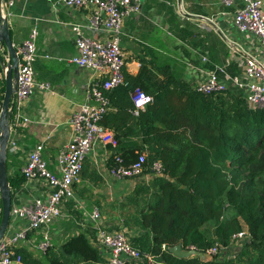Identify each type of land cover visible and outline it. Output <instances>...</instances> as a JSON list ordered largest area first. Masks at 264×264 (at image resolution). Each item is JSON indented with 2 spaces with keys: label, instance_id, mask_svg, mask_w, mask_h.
I'll use <instances>...</instances> for the list:
<instances>
[{
  "label": "trees",
  "instance_id": "1",
  "mask_svg": "<svg viewBox=\"0 0 264 264\" xmlns=\"http://www.w3.org/2000/svg\"><path fill=\"white\" fill-rule=\"evenodd\" d=\"M140 66L136 77L123 70L124 86L108 92L112 110L100 121L104 129L118 131L134 119L130 94L135 89L152 98L135 118L136 130L124 134L140 136L142 147L106 145L111 152L107 169L115 156L129 165L145 150L143 174L154 161L164 170V177L137 183L128 197L138 208L139 231L129 242L163 264H264V111L249 108L238 91L204 96L167 67L157 70L159 81L145 64ZM11 118L9 113V123ZM11 160L8 154L13 190L24 178L9 174ZM243 226L246 239L227 259H179L167 251L177 244L202 253L216 244L229 247ZM16 251L22 264H109L83 234L67 240L58 255L50 249L39 257L24 247Z\"/></svg>",
  "mask_w": 264,
  "mask_h": 264
},
{
  "label": "crops",
  "instance_id": "2",
  "mask_svg": "<svg viewBox=\"0 0 264 264\" xmlns=\"http://www.w3.org/2000/svg\"><path fill=\"white\" fill-rule=\"evenodd\" d=\"M56 2L14 0V6L9 10L8 26L14 49L19 48L30 31L36 28L38 34L35 43L39 57L34 63L35 80L50 87V91H35L22 104L21 111L27 123L16 125L14 108L10 107L9 141H15L18 146L16 154L7 150V155L12 158L9 161V174L12 175L17 173L21 176L26 156L37 144L43 145L42 156L48 169L55 172L56 158L71 140L69 120L83 104L88 86L95 77L93 72L67 62L75 53L68 25L87 23L90 9L65 7ZM232 12L220 0H141L140 12L126 18L122 25L120 48L125 58V73L136 77L140 65L145 64L155 79L160 81L162 77L157 70L167 67L176 79L187 82L193 88L200 76L197 67L211 71L215 65H227L231 75L239 74L241 59L230 55L225 36L243 44L246 49L250 46L253 49L256 42L249 41V44L233 29ZM0 55L5 65L10 63L4 46H0ZM203 57L208 62H202ZM2 70L0 65V110L5 91ZM10 104L13 105V99ZM135 118L118 131L111 129L112 135L119 138L115 146L142 147L140 136H124L134 128L136 130ZM106 145L100 142L95 144L79 180L73 185L74 198L62 202V216L52 220L47 228L53 254L58 255L62 245L71 237L83 234L107 260L108 251L96 243L97 225L88 218L94 209L99 210L103 219L101 223L110 230H124L129 238L139 233L136 224L127 223L131 220L126 217L133 211L132 205L127 202L135 187V178L118 181L109 176L105 158L111 152ZM142 154L147 155V152L144 150ZM144 177L148 182L153 176L146 173ZM46 194L47 188L40 183L27 190L19 186L11 190L12 204L26 203ZM136 221L137 216L134 218ZM19 226L16 223L11 228L17 230ZM243 230L246 231L245 226ZM43 231L28 234L17 249L24 247L34 257L43 256L35 248ZM236 250V247L229 248L220 257L230 258Z\"/></svg>",
  "mask_w": 264,
  "mask_h": 264
},
{
  "label": "built area",
  "instance_id": "3",
  "mask_svg": "<svg viewBox=\"0 0 264 264\" xmlns=\"http://www.w3.org/2000/svg\"><path fill=\"white\" fill-rule=\"evenodd\" d=\"M220 3L233 10V29L249 44V41H255L256 45L253 49L251 46L246 49L243 44L225 36L230 55L241 59V72L231 75L227 65H215L211 71L197 67L200 76L193 89L204 96L222 94L229 89L238 91L249 108L264 111V0H220ZM56 4L90 9L87 23L68 25L75 53L67 62L93 72L95 77L88 86L83 104L69 120L71 140L59 152L55 172L47 167L42 156V144H37L26 156L21 168V176L24 178L21 189L27 190L40 183L47 188V194L26 203L11 205L10 222L0 240V264H22L21 255L16 251L18 244L25 241L28 234L41 229H44L42 238L35 248L43 254L50 249L47 228L52 220L62 216V202L74 198L73 185L79 180L95 144H116L112 132L100 126V121L111 110L108 92L124 86L125 58L120 48L122 25L126 18L140 12L141 0H57ZM13 6L14 0H2L5 17L8 18ZM37 34L36 28H33L27 39L15 49L18 57L17 90L11 108H14L16 125L28 122L21 111L22 104L35 91H50L47 83L35 80L34 63L39 57L35 43ZM202 62H208L207 58L203 57ZM130 100L133 105L130 113L133 117H137L152 102V98L139 89L130 94ZM7 150L11 154L17 153L15 141H9ZM145 159L146 156L141 153L137 160L126 165L120 156H115L114 165L107 172L118 181L144 176ZM149 169L147 174L150 176L164 177L163 166L159 161L152 162ZM88 218L97 225L96 243L108 251L106 261L109 264H163L156 257L133 248L123 230H110L101 223L103 219L98 209L92 210ZM16 223L20 225L17 230L11 228ZM246 236V231L242 230L231 237V246L216 244L206 253L220 257L229 248H239Z\"/></svg>",
  "mask_w": 264,
  "mask_h": 264
},
{
  "label": "water",
  "instance_id": "4",
  "mask_svg": "<svg viewBox=\"0 0 264 264\" xmlns=\"http://www.w3.org/2000/svg\"><path fill=\"white\" fill-rule=\"evenodd\" d=\"M0 46H4L10 58V63L4 64L0 55V65L3 68L5 76V91L1 103L0 110V202H1V217H0V240L3 238L10 222V209L12 205L11 189L8 183L7 173V146L10 140V126L8 116L10 113L11 99L17 90L16 75L18 69V57L16 50L13 47L8 18L4 16L2 9V0H0ZM171 180L170 177H166ZM168 253L179 259H187L197 257L200 261L205 262L211 260L212 256L208 253H202L196 249H183L181 244H177L167 249Z\"/></svg>",
  "mask_w": 264,
  "mask_h": 264
},
{
  "label": "rangeland",
  "instance_id": "5",
  "mask_svg": "<svg viewBox=\"0 0 264 264\" xmlns=\"http://www.w3.org/2000/svg\"><path fill=\"white\" fill-rule=\"evenodd\" d=\"M145 156H146V155H145ZM143 180H144V181H143ZM140 182H147V181H145V177H144V176H141V177L135 178L134 181H133V184H135V183L137 184V183H140ZM136 184H135V185H136ZM127 203H128V202H127ZM131 209L133 210L132 213L127 214L126 217H128V220H129V221L131 220V222H129V223L132 224L133 226H135L134 218H136V216H137L138 208L132 205V206H131ZM123 231H124V230H123Z\"/></svg>",
  "mask_w": 264,
  "mask_h": 264
}]
</instances>
